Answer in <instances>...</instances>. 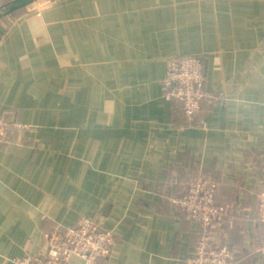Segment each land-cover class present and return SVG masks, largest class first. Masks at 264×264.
I'll list each match as a JSON object with an SVG mask.
<instances>
[{"label": "crops", "instance_id": "crops-1", "mask_svg": "<svg viewBox=\"0 0 264 264\" xmlns=\"http://www.w3.org/2000/svg\"><path fill=\"white\" fill-rule=\"evenodd\" d=\"M187 55L210 93L192 123L163 88ZM0 115L31 126L0 145V264L43 254V235L83 215L116 237L97 264H188L202 229L170 199L195 174L219 182L214 232L241 257L263 239L264 0H40L5 15Z\"/></svg>", "mask_w": 264, "mask_h": 264}, {"label": "built area", "instance_id": "built-area-1", "mask_svg": "<svg viewBox=\"0 0 264 264\" xmlns=\"http://www.w3.org/2000/svg\"><path fill=\"white\" fill-rule=\"evenodd\" d=\"M3 0H0V2ZM166 100L180 103L184 119L195 122L202 104L210 98L205 86V66L203 59L196 55L180 56L170 61L163 80ZM231 98L226 91L218 97L220 107H225ZM205 125V123H204ZM31 126L12 123L0 115V145H10L8 136L12 132L25 133ZM219 182L202 174H195L186 190L171 196L170 201L183 217L197 221L202 229L188 264H240L242 260L255 262L264 257V182L255 190L257 212L263 225V239L254 244L241 257L223 237L213 230L215 220L227 213V207L217 202ZM45 252L41 255H27L15 258V264H72L73 258L82 264H97L100 258L112 256L116 237L96 217L83 215L74 226L56 225L41 238Z\"/></svg>", "mask_w": 264, "mask_h": 264}, {"label": "water", "instance_id": "water-1", "mask_svg": "<svg viewBox=\"0 0 264 264\" xmlns=\"http://www.w3.org/2000/svg\"><path fill=\"white\" fill-rule=\"evenodd\" d=\"M38 1L40 0H14L10 4L0 7V12H2L0 13V18Z\"/></svg>", "mask_w": 264, "mask_h": 264}, {"label": "trees", "instance_id": "trees-1", "mask_svg": "<svg viewBox=\"0 0 264 264\" xmlns=\"http://www.w3.org/2000/svg\"><path fill=\"white\" fill-rule=\"evenodd\" d=\"M14 0H3V1H1L2 3H0L1 4V6L0 7H2V6H5V5H7V4H10L11 2H13ZM23 8H26V7H23ZM23 8H21V9H23ZM20 9V10H21Z\"/></svg>", "mask_w": 264, "mask_h": 264}, {"label": "rangeland", "instance_id": "rangeland-1", "mask_svg": "<svg viewBox=\"0 0 264 264\" xmlns=\"http://www.w3.org/2000/svg\"><path fill=\"white\" fill-rule=\"evenodd\" d=\"M0 3H2V2H0ZM0 6H1V4H0ZM193 179V178H192ZM191 182V181H190Z\"/></svg>", "mask_w": 264, "mask_h": 264}]
</instances>
